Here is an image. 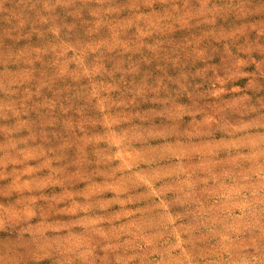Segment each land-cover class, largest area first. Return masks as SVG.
I'll use <instances>...</instances> for the list:
<instances>
[{"label": "rangeland", "instance_id": "rangeland-1", "mask_svg": "<svg viewBox=\"0 0 264 264\" xmlns=\"http://www.w3.org/2000/svg\"><path fill=\"white\" fill-rule=\"evenodd\" d=\"M200 3L0 0V206L48 241L26 264L264 253V0L184 23Z\"/></svg>", "mask_w": 264, "mask_h": 264}, {"label": "clouds", "instance_id": "clouds-1", "mask_svg": "<svg viewBox=\"0 0 264 264\" xmlns=\"http://www.w3.org/2000/svg\"><path fill=\"white\" fill-rule=\"evenodd\" d=\"M100 2H103V0H100ZM149 4L153 3V0H146ZM166 2V0H164ZM240 11L242 15H246L243 11V5H237L236 6ZM221 9L218 5L213 3V0H201L200 8L193 11L185 13L183 16L180 17L181 20H183L184 23H187L191 19H199V18H205L207 19L209 16H215L217 12H219ZM259 35H264V33H259ZM244 65L241 63V60L239 57H237L234 61V68L239 70ZM87 69H85V72L87 73ZM162 87V86H161ZM151 91L157 92L156 89H150ZM160 90V89H159ZM144 89L142 91H139L141 94L143 93ZM95 94V93H94ZM214 95H220L219 93H214ZM104 111L105 109H101ZM121 119L120 117H116ZM24 222L26 224L25 227L21 229V235L23 233H29L32 237V245L31 248H24V251H21V248H23V245L17 246V247H9L6 251L0 252V264H26L28 260L31 261H37V258L41 251H44L45 249L42 248V246H45V248L48 246V241L46 238H44L42 235H38L35 231L30 230L27 226V220L24 217L23 213H16L14 210H9L4 208L3 206H0V229H3L5 226H7L9 223H21ZM56 251V249H53ZM257 251H260L257 249ZM64 255H70L71 253H63ZM257 260L264 261V253H261L259 256H256L255 258L250 259V264H256Z\"/></svg>", "mask_w": 264, "mask_h": 264}]
</instances>
